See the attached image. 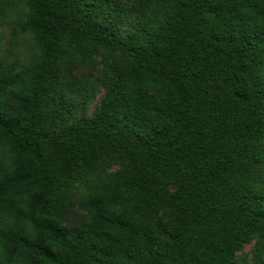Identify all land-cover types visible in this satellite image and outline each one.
<instances>
[{"label":"trees","instance_id":"16d2710c","mask_svg":"<svg viewBox=\"0 0 264 264\" xmlns=\"http://www.w3.org/2000/svg\"><path fill=\"white\" fill-rule=\"evenodd\" d=\"M16 11L36 55L0 63V264H246L253 239L263 264L264 0H0V26ZM104 53L76 116L94 92L62 65Z\"/></svg>","mask_w":264,"mask_h":264},{"label":"rangeland","instance_id":"374dc122","mask_svg":"<svg viewBox=\"0 0 264 264\" xmlns=\"http://www.w3.org/2000/svg\"><path fill=\"white\" fill-rule=\"evenodd\" d=\"M20 22H22V12L16 11L13 19H7L0 26V63L12 64L17 59L19 60V67L24 68L34 60L36 53L29 35L13 34L12 25ZM107 56V53H104L103 57L97 56V66L94 68L74 65L69 62L63 63L60 71L62 81H69L80 90L81 95L89 93L90 87L94 92L84 105L79 103L75 107L76 116H91L103 96L104 89L97 80H99V71L102 69V63L105 60L103 58ZM112 58H115V56L106 60H116ZM80 191L81 189L75 191L72 203L66 205L63 209L62 219L64 225L70 228H80L87 219V213L79 201ZM255 249L256 241L254 239L243 244L234 255L235 261L253 264ZM261 258L264 264V248L261 252Z\"/></svg>","mask_w":264,"mask_h":264}]
</instances>
